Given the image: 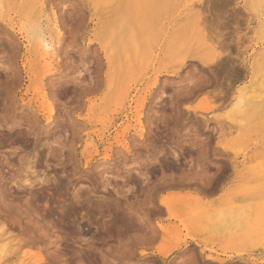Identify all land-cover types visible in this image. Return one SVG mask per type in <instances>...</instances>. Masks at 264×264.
Here are the masks:
<instances>
[{"label":"rangeland","instance_id":"rangeland-1","mask_svg":"<svg viewBox=\"0 0 264 264\" xmlns=\"http://www.w3.org/2000/svg\"><path fill=\"white\" fill-rule=\"evenodd\" d=\"M245 6L0 0V264H264V33Z\"/></svg>","mask_w":264,"mask_h":264},{"label":"bare ground","instance_id":"bare-ground-1","mask_svg":"<svg viewBox=\"0 0 264 264\" xmlns=\"http://www.w3.org/2000/svg\"><path fill=\"white\" fill-rule=\"evenodd\" d=\"M261 7H262V9H261ZM245 8L247 9V11H249L250 13H252L253 14V18H255L256 20H258V19H260V18H262V20L258 23L259 25H257V28H256V32L258 33V34H262V33H264V0H246V6H245ZM105 9V8H104ZM24 13V12H23ZM51 14H52V19H53V22L52 23H54V29L55 30H53V31H56L57 32V34H59V33H61L60 32V27H59V25H58V22H57V20H58V18H57V15H56V11L52 8V11L50 12ZM215 17V16H214ZM252 17V16H251ZM51 18V17H50ZM216 18V17H215ZM227 19V18H226ZM228 19H229V17H228ZM249 19H251V18H249ZM223 21V20H222ZM259 21V20H258ZM215 22V21H214ZM233 22H234V20H233ZM219 37V36H218ZM221 37V36H220ZM219 37V38H220ZM220 41V40H219ZM221 42V41H220ZM219 42V43H220ZM222 44H224V43H222ZM43 46L45 47V49H50V48H52V44H51V42L50 41H48V40H46V41H44L43 42ZM223 47V46H222ZM226 47V46H225ZM46 51V50H45ZM47 53V52H46ZM212 59V58H211ZM209 60V59H208ZM220 60V59H219ZM110 62L109 60H108V58H107V60H106V62ZM107 62V63H108ZM111 63V62H110ZM108 73V72H107ZM105 74L106 76H105V78H106V80H105V82L107 83V85L109 86V84H110V79H109V74ZM130 81H131V79H130ZM101 82V81H100ZM101 86V85H100ZM111 86V85H110ZM93 89V88H92ZM90 92V91H89ZM91 92H92V90H91ZM90 92V93H91ZM96 91L94 90V93H95ZM121 93H123L124 94V92H121ZM121 93L119 92V94L121 95ZM122 94V95H123ZM120 95H118V97H120ZM126 95V94H125ZM117 97V98H118ZM122 98H124L123 96H122ZM121 98V99H122ZM141 99V98H140ZM46 101H47V99H45ZM118 100V99H117ZM45 101V102H46ZM48 102V101H47ZM46 102V104H45V106H44V109L43 110H45V112H46V115L48 114V118L50 119L51 117H53L54 115V107L52 106V104H50V103H47ZM129 102V101H128ZM136 102V101H135ZM43 104H44V102H43ZM137 104V103H136ZM238 106H240V110H241V112H242V114L244 115V117H247V114H248V111L247 110H252L251 108H250V101H249V97H248V92H242L241 94H240V96H239V98H238ZM247 112V113H246ZM56 114V113H55ZM139 114H141V113H139ZM45 115V116H46ZM251 115V114H250ZM56 117V116H55ZM54 118V117H53ZM53 118H51L52 120H53ZM137 118H138V115H137ZM138 120V119H137ZM48 121V120H47ZM51 121V120H50ZM138 122V121H137ZM141 122V121H140ZM126 124V123H125ZM142 124V123H141ZM240 125V124H239ZM260 126V125H259ZM142 127V126H141ZM121 129V128H120ZM125 138V137H124ZM115 139H117V135H116V138ZM116 141V140H115ZM125 144V143H124ZM126 145V144H125ZM106 148V147H105ZM160 203H161V205L162 206H164L165 208H167V205L164 203V202H161L160 201ZM88 220V219H87ZM1 241H3V236L2 235H0V242ZM6 242V241H5ZM5 242H2V247L4 248V245H7ZM197 244V243H196ZM3 250V249H2ZM5 250V249H4ZM41 257V256H40ZM28 258V257H27ZM31 259V258H30ZM26 260H28V259H26ZM32 260V259H31ZM31 260H29L27 263L28 264H30L29 262L31 261ZM25 261V260H24ZM34 261V260H33ZM26 262V261H25ZM26 264V263H25ZM31 264H40L39 262H33V263H31Z\"/></svg>","mask_w":264,"mask_h":264}]
</instances>
